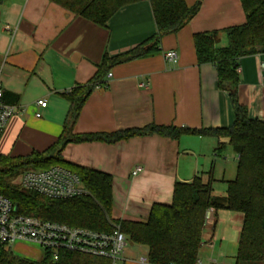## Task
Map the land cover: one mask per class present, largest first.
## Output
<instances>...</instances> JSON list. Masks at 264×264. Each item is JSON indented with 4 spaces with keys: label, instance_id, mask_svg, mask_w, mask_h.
Listing matches in <instances>:
<instances>
[{
    "label": "crops",
    "instance_id": "crops-1",
    "mask_svg": "<svg viewBox=\"0 0 264 264\" xmlns=\"http://www.w3.org/2000/svg\"><path fill=\"white\" fill-rule=\"evenodd\" d=\"M184 1L192 6L196 0ZM244 22L238 0H202L198 13L181 30L160 38L157 52L107 69L71 128L66 120L70 102L63 94L89 83L104 57L152 43L156 27L148 0H128L105 28L68 12L54 0H0L2 101L15 111L0 135V155H54L60 138L70 134H110L149 126L197 131L231 126L234 115L228 95L218 89L214 68L197 64L192 36ZM225 45L220 35L219 46ZM168 51L177 54L175 64L164 61ZM261 59L254 54L238 60L237 95L250 118L264 120ZM39 100L46 101L45 108L36 105ZM218 142L226 145L225 139L211 136L173 139L158 134L113 143L68 142L59 158L68 166L111 178L108 223L144 222L153 205L171 203L177 182L211 178L212 195L225 196L238 156L230 146L217 155ZM137 167L141 171L132 176ZM241 223L239 214L209 209L198 253L200 264L211 258L234 264ZM146 259L147 248L129 242L117 264H148Z\"/></svg>",
    "mask_w": 264,
    "mask_h": 264
},
{
    "label": "trees",
    "instance_id": "trees-1",
    "mask_svg": "<svg viewBox=\"0 0 264 264\" xmlns=\"http://www.w3.org/2000/svg\"><path fill=\"white\" fill-rule=\"evenodd\" d=\"M245 22L212 32L192 36L196 61L199 66L211 65L217 77L218 89L228 95L234 121L223 129L188 130L174 127L149 126L110 134L72 135L61 137L56 153H32L27 157L12 158L0 155V195L17 206V213L42 220L109 232L111 178L95 171L64 164L60 150L68 143L102 141L113 143L134 136L158 134L177 139L182 135L211 136L225 139L218 142L216 154L230 146L238 156L236 174L226 182L223 198L212 195V179L195 177L189 183L177 182L168 205L155 204L144 222L122 221L120 230L127 240L147 248L148 264H197L206 212L226 210L242 216L234 264H264V120L250 118L245 107L238 103V60L242 57L264 55V0H238ZM56 4L101 28L128 0H54ZM156 34L150 45L135 48L112 58L104 57L94 78L63 95L70 102L67 115L72 128L81 107L95 87L101 86L104 72L125 61L157 52L162 36L181 30L199 11L202 0L187 6L184 0H148ZM220 35L226 45L220 47ZM145 45V44H144ZM3 99V97H2ZM70 128V130H71ZM55 149V148H54ZM61 166L77 174L89 194L67 200H52L34 192L11 186L8 179L21 171L41 170ZM0 264H109L106 259L76 253H61L53 262L48 254L39 261L14 256L0 249Z\"/></svg>",
    "mask_w": 264,
    "mask_h": 264
},
{
    "label": "built area",
    "instance_id": "built-area-1",
    "mask_svg": "<svg viewBox=\"0 0 264 264\" xmlns=\"http://www.w3.org/2000/svg\"><path fill=\"white\" fill-rule=\"evenodd\" d=\"M259 68L264 69V55L260 54ZM168 64L177 62V54L168 51L163 55ZM2 68L0 67V77ZM111 77L110 74L107 75ZM3 92L0 81V135L14 109L2 101ZM36 105L45 108L46 101L39 100ZM40 117V114H35ZM141 171L135 168L132 176ZM19 187L52 200H67L87 196L80 177L61 166H50L41 170H27L19 178ZM111 230L100 232L84 227H73L62 223L42 220L17 213L14 204L0 195V249L11 251L16 243L38 248L57 261L61 253H76L106 259L109 264H117L127 244L126 236L120 230L119 222H109ZM197 264H200L198 261ZM204 264H221L216 259H208Z\"/></svg>",
    "mask_w": 264,
    "mask_h": 264
},
{
    "label": "rangeland",
    "instance_id": "rangeland-1",
    "mask_svg": "<svg viewBox=\"0 0 264 264\" xmlns=\"http://www.w3.org/2000/svg\"><path fill=\"white\" fill-rule=\"evenodd\" d=\"M22 172H24V171H21L19 174L8 179V183L11 186L16 187L20 190H21V188L19 187V178H20ZM128 244H129V241L127 240V245ZM10 250L14 256L19 257V258H23V259H27L30 261H39L43 257V254H44L43 251L39 250L36 247L26 245V244H20V243H16V244L12 245Z\"/></svg>",
    "mask_w": 264,
    "mask_h": 264
},
{
    "label": "water",
    "instance_id": "water-1",
    "mask_svg": "<svg viewBox=\"0 0 264 264\" xmlns=\"http://www.w3.org/2000/svg\"><path fill=\"white\" fill-rule=\"evenodd\" d=\"M17 209V206L16 205H14V210H16Z\"/></svg>",
    "mask_w": 264,
    "mask_h": 264
}]
</instances>
